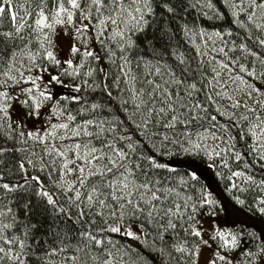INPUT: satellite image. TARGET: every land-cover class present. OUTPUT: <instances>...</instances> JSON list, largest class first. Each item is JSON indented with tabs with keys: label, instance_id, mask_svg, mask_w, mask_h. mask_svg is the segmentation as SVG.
<instances>
[{
	"label": "snow or ice",
	"instance_id": "snow-or-ice-1",
	"mask_svg": "<svg viewBox=\"0 0 264 264\" xmlns=\"http://www.w3.org/2000/svg\"><path fill=\"white\" fill-rule=\"evenodd\" d=\"M222 3L231 9L230 23L245 32L236 33L245 42L233 41L228 51L216 47L213 37L227 45L224 37L232 36L231 30L209 34L181 23V13L189 9L207 8L219 18L212 0H0V28L5 15L11 25L0 30V264H142L133 245L121 244L113 234L132 241L151 236L167 264H199L203 250L216 243L207 264H232L222 250L236 249L237 236L224 230L209 235L197 226L203 207L215 204L211 194L202 192L199 204H190L192 196L165 187L151 170L175 169L151 155L138 158L147 160V169L134 162L132 137L115 135V120L85 118L104 105L89 108L80 95L101 88L110 99L113 90L126 96L122 107L128 119L162 143H180L167 131L178 125L189 143L193 136L221 139L217 131L227 132L228 124H220L218 115L232 118L244 108L250 115L240 114L239 120L250 125L244 135L255 142L251 150L264 148V91L245 79H264V51L247 43L264 50V0ZM173 25L184 37L199 36L203 49L193 43L195 56L180 51ZM254 33L259 34L253 38ZM62 41L67 42L63 57ZM237 48L244 55L232 59L229 52ZM57 87L69 92L58 94ZM254 93L255 107L248 103ZM72 104L81 105L75 114ZM213 106L217 114H211ZM125 139L127 144L118 143ZM259 158L264 160V152ZM235 159H241L240 152ZM190 178L198 180L195 173ZM209 214L215 215L211 207ZM260 240L264 259V237ZM157 241L163 247L155 248ZM243 255L254 259L257 253Z\"/></svg>",
	"mask_w": 264,
	"mask_h": 264
},
{
	"label": "trees",
	"instance_id": "trees-1",
	"mask_svg": "<svg viewBox=\"0 0 264 264\" xmlns=\"http://www.w3.org/2000/svg\"><path fill=\"white\" fill-rule=\"evenodd\" d=\"M216 9L222 14L219 18H216L211 10L207 8H197L189 9L187 14L181 13L184 16V20L181 23H188L190 28L194 31H199L200 29L206 30L209 34L213 31L227 32L231 30L233 32L232 36L225 35L224 40L228 41L227 45H222L221 42L217 40L216 47L225 46V50L228 51L229 48L233 47V41L236 45L245 42L239 39L236 33L239 31L240 35H245L244 30H240L237 25L231 24L230 21L234 19L231 16V9L227 5L222 3V0H212ZM209 13L213 18L209 19L204 13ZM21 14H23V9H21ZM243 19V17H241ZM10 23L7 15H5L3 20V27L0 30L7 31L10 28ZM173 30L176 31L177 26L173 25ZM259 33H254L255 35ZM176 42H179V50L184 52L186 55L195 56L196 51L193 47V43L199 44L203 49L204 44L199 36L192 37L189 34L188 37H184L183 33L176 31ZM248 46L254 51H264L260 50L259 46H253L251 41H248ZM93 47L99 48L98 44H94ZM209 47H211V42H209ZM216 55V54H212ZM243 51L240 49H234L229 52V56L235 59L237 56H243ZM218 59H224L222 55L217 56ZM248 60L253 59L248 56ZM245 59H241L240 63H245ZM171 63V60H169ZM105 70H108V65H103ZM249 67H251L249 65ZM209 72V78H211V66L207 69ZM238 71V67L235 69ZM264 72V69H260ZM243 75V74H242ZM102 79V77L100 78ZM246 80L254 84L256 88H260L264 91V79L259 76L255 79L245 76ZM71 83V81H66ZM79 82V81H77ZM93 81H89L92 83ZM56 92L68 93L67 88H56ZM80 95L84 98L82 104H85L90 108L91 104L98 103L104 105L103 108L95 110L97 115L93 116L91 113L85 114V118H94L97 120H108L114 121L117 124V131L115 135L118 136H131L132 143L136 147V153L133 157V161L137 162L140 156H155L157 162L166 163L170 168L175 169V171L170 172L165 169H152L151 172L154 174V178L163 179L165 187H173L178 192L181 193L183 197L192 196L193 200L191 203L199 204L201 193H210L211 198L215 201L213 206H204L202 211L204 215H198L197 219H201L211 216L215 219L218 229H225L230 231H236L239 234H243L248 239V242H252L253 245L250 247L253 253H258L261 247V237H264V213L260 211L264 208V203L259 204V200L263 198V194L259 192L257 185L253 182L247 183V181H236V184L232 183L234 179L232 176L233 172L241 171L246 173L248 177H252L259 181H264V160L259 157L261 152H264V148L253 152L251 146L255 143L251 135H244L248 128L249 123L239 120L240 114H249L244 108L238 110L237 115L232 118L221 117L218 115V121L220 124H228V131L223 130L217 131V136L221 139L213 140L208 138L207 140H199L196 136L192 137V142L186 141V138L180 133L183 132V126L178 125L174 130H167L168 134L171 136L172 140H179L180 143H162L160 137L144 136L141 129L136 128L135 123L128 119V113H125L122 107V100L126 99V96H121L113 90V98L110 99L106 93L101 89L97 88L95 91H82ZM239 95V94H237ZM258 97L253 94V99L248 100V103L255 107L253 103ZM244 99H248L244 97ZM227 99L221 102L225 107L228 105ZM80 104H72L69 107L72 108L73 114L75 110L80 108ZM223 110V109H222ZM133 111L131 105H129V112ZM228 111H232L228 108ZM202 114V113H201ZM211 114H217L215 111V106L212 107ZM250 115V114H249ZM254 120V118H253ZM109 125H105L108 127ZM204 127H208L204 124ZM90 131L98 132L96 128H90ZM202 131V129H200ZM161 132L166 130L160 129ZM172 132L177 133V135H172ZM111 139L112 136H109ZM227 141V143H225ZM71 143V141H68ZM129 141L125 139L124 141H119L120 144H127ZM200 143L201 148L197 149L194 144ZM229 147L232 151H228ZM187 149V151H186ZM223 152L220 156H215V151ZM235 152L241 153V159L237 161L235 159ZM211 157V158H210ZM225 161L227 162V167L224 166ZM144 168H148V162L146 159L139 160ZM195 173L198 180H192L190 174ZM36 174V173H31ZM231 177V179H229ZM12 180H20V176H13ZM4 182H7V178ZM22 182V181H21ZM235 185V187H233ZM51 191L59 195V190L56 188H51ZM11 198V197H10ZM35 200V198H33ZM242 201L243 203H240ZM183 202V201H178ZM13 207L14 205H8ZM67 207V205H64ZM211 207L212 212L215 215L209 214V208ZM210 217V218H211ZM39 219V217H37ZM187 225H185L186 227ZM149 231H152L149 228ZM177 232H180V224L177 225ZM155 234V233H153ZM181 239H184V233L180 232ZM113 239L119 241L121 244H131L139 252L142 258V264H167V256L161 257L158 252H156L152 245L153 240L151 236H145L139 241H132L127 237H121L117 234H113ZM190 239V237H189ZM145 240L147 243H145ZM242 242V240H241ZM171 243V241H169ZM244 245V243L242 242ZM163 245L159 241L155 242V248H161ZM133 256L135 254L133 253ZM253 261V258H251Z\"/></svg>",
	"mask_w": 264,
	"mask_h": 264
},
{
	"label": "rangeland",
	"instance_id": "rangeland-1",
	"mask_svg": "<svg viewBox=\"0 0 264 264\" xmlns=\"http://www.w3.org/2000/svg\"><path fill=\"white\" fill-rule=\"evenodd\" d=\"M62 47H63V51L61 52V56L63 57L66 52H67V42L66 41H62ZM39 126V124L37 125ZM241 172V171H239ZM248 175L246 173H244L243 176H234L232 183L236 184V181H247V183L249 182H253L255 183L257 186L255 188H257L259 190V192H261V194H263V198L259 200V204L264 201V183H261V181L252 178L251 180L247 179ZM260 186V187H258ZM263 191V192H262ZM211 216H207L203 219H201L200 224L197 225L198 227H202L206 232H208L209 235H213L214 234V230H224L226 232H230L234 235L237 236L238 239V244H237V248L236 249H225L222 250L223 252H227L228 254V258L229 260L232 261V264H264V259H262L260 257L259 252L257 253L256 257L253 259V261L251 260V258H246L243 253L245 251H251L252 249L250 248L253 243L252 242H248V239L243 236V234H239L236 231H230V230H225V229H218L217 228V223L215 221V219H213V217ZM205 239H208V235H206L204 237ZM244 243V245L242 244V242ZM216 248V243H213V247L212 249H208L205 248L200 256L199 259V264H207V261L212 257V251L215 250ZM221 264H224V262H221Z\"/></svg>",
	"mask_w": 264,
	"mask_h": 264
},
{
	"label": "bare ground",
	"instance_id": "bare-ground-1",
	"mask_svg": "<svg viewBox=\"0 0 264 264\" xmlns=\"http://www.w3.org/2000/svg\"><path fill=\"white\" fill-rule=\"evenodd\" d=\"M240 181H241V180H240ZM242 182H243V181H242ZM258 187H260V186H258ZM263 191H264V190H263ZM263 191H262V192H263Z\"/></svg>",
	"mask_w": 264,
	"mask_h": 264
}]
</instances>
